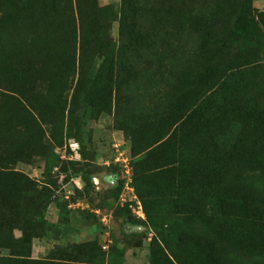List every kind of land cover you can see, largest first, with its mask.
Segmentation results:
<instances>
[{
	"label": "rangeland",
	"instance_id": "1",
	"mask_svg": "<svg viewBox=\"0 0 264 264\" xmlns=\"http://www.w3.org/2000/svg\"><path fill=\"white\" fill-rule=\"evenodd\" d=\"M122 3L0 0V258L264 264V0Z\"/></svg>",
	"mask_w": 264,
	"mask_h": 264
},
{
	"label": "trees",
	"instance_id": "2",
	"mask_svg": "<svg viewBox=\"0 0 264 264\" xmlns=\"http://www.w3.org/2000/svg\"><path fill=\"white\" fill-rule=\"evenodd\" d=\"M122 6L123 7L121 10V15L123 17V23H124V19H126V10L128 8H130L131 6L128 4V0H123ZM255 18L256 17L249 15V13H247V12L245 13L244 11H241L239 13L238 18H237V25H238L239 29L243 33H247V30L248 31L251 30V35H254V36L257 35L258 31H260V27L256 25ZM3 19H4V17H3ZM128 41L129 42H127V43L130 46L133 45V46L139 47V46L143 45V40L140 37L135 36V35H130L128 37ZM250 199L253 200V198H250ZM254 207L255 206H251L252 212L254 213L252 218H253V221H255L258 224L259 228H257V230L259 233H261L264 230V205L262 202H259L258 207L257 208H254ZM219 216H222V213H219ZM214 227H216L218 229L216 234H219V228H221L222 225L219 224V222H218V223H214ZM219 243H221V242H219ZM262 249H264V246H262ZM216 257H217V259L215 260V264H228V259L223 252H220L219 255ZM27 263L28 262H25V261H22L19 259H14L13 255H11V257L0 258V264H27ZM30 264H32V263H30Z\"/></svg>",
	"mask_w": 264,
	"mask_h": 264
}]
</instances>
